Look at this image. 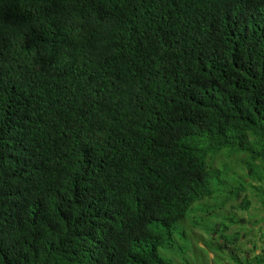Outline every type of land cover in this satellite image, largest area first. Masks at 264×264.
Listing matches in <instances>:
<instances>
[{"label": "trees", "instance_id": "trees-1", "mask_svg": "<svg viewBox=\"0 0 264 264\" xmlns=\"http://www.w3.org/2000/svg\"><path fill=\"white\" fill-rule=\"evenodd\" d=\"M262 157L264 0H0V264H171L208 172ZM235 226L216 260L264 264Z\"/></svg>", "mask_w": 264, "mask_h": 264}, {"label": "rangeland", "instance_id": "rangeland-1", "mask_svg": "<svg viewBox=\"0 0 264 264\" xmlns=\"http://www.w3.org/2000/svg\"><path fill=\"white\" fill-rule=\"evenodd\" d=\"M225 150L221 153L226 152ZM237 156L239 155L233 157ZM215 167L219 173L210 170L207 177L213 189V197H209L212 198L211 202H196V215L193 220L187 221L189 210L186 217L175 224L171 247L158 251L159 255L171 264H220L216 260L218 250L215 245L224 238L229 240V233L236 231V220L252 222L264 217V157L261 158L260 173L263 176L260 179L246 172H240V176L229 173L226 165L225 168L219 165ZM245 200L249 202L246 208L243 206ZM259 226L261 224L255 228ZM243 230L244 227L240 226V235ZM247 246L249 245H244L245 248Z\"/></svg>", "mask_w": 264, "mask_h": 264}]
</instances>
